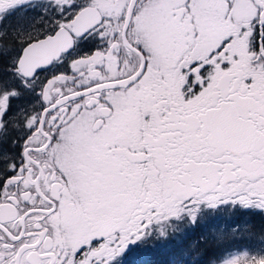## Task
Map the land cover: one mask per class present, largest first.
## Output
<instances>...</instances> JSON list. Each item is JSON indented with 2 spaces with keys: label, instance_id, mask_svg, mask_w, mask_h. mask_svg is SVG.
<instances>
[{
  "label": "snow or ice",
  "instance_id": "snow-or-ice-1",
  "mask_svg": "<svg viewBox=\"0 0 264 264\" xmlns=\"http://www.w3.org/2000/svg\"><path fill=\"white\" fill-rule=\"evenodd\" d=\"M221 207L264 215V0H0V264H198Z\"/></svg>",
  "mask_w": 264,
  "mask_h": 264
},
{
  "label": "rangeland",
  "instance_id": "rangeland-1",
  "mask_svg": "<svg viewBox=\"0 0 264 264\" xmlns=\"http://www.w3.org/2000/svg\"><path fill=\"white\" fill-rule=\"evenodd\" d=\"M236 216V215H235ZM196 228L199 227L198 225L195 226ZM244 224V225H224L220 222H211L209 221V224L203 226V229H199V231H203V239H205L207 242H205V246H201L204 244L203 242L199 244V241L196 242V239L194 235L198 233L197 230L194 228H190V230L187 229V234L184 237V239L187 238V235H191L194 239L190 242V245H184L183 247L186 248L191 255V258H201L202 252H198L200 246L201 247H209L212 250V253L217 257L222 252L225 251H231L233 253H244L248 252L250 254H255L260 249L264 248V242L263 238H260V230L256 226H252ZM219 233H223L222 236H219ZM199 245V248H195L194 245ZM139 254H136L135 257L137 258ZM150 257V254L148 255L145 253H142L141 258H139L138 263L139 264H146L148 259ZM157 258V259H156ZM155 259L158 261V263H163L166 259L165 253L162 250L161 254L157 256ZM141 259V260H140ZM213 260H211L212 262Z\"/></svg>",
  "mask_w": 264,
  "mask_h": 264
},
{
  "label": "flooded vegetation",
  "instance_id": "flooded-vegetation-1",
  "mask_svg": "<svg viewBox=\"0 0 264 264\" xmlns=\"http://www.w3.org/2000/svg\"><path fill=\"white\" fill-rule=\"evenodd\" d=\"M30 16L31 15H35V13L31 12V10H29L28 13ZM13 24H15V19H13L12 21ZM236 215V216H235ZM209 221L211 222H220L224 225H229V226H233V225H250L251 228L252 226H256L257 228H259L260 230V238H263V242H264V215H255L252 213H247L244 212L243 210H234L231 207H221L216 213H214L210 218L207 219V221L205 223L202 224H197L199 227H193L195 230L198 231V233L195 236L196 242L199 241V244H201L202 242L204 244H202L201 246H205V242H207L205 239H203V235H206L203 233V231H199V229H203V226L209 224ZM199 228V229H198ZM190 230V229H188ZM194 239L193 237H191V235H187L186 239H183L184 245L189 246L190 242H192ZM194 239V240H195ZM199 248V245H194L195 248H199V253L202 252V257L201 258H193V260H197L198 259V264H211V260H214V258L216 257L213 253L211 248L209 247H201ZM264 249V248H263ZM162 250L159 251H154L152 253H148V255L150 254V257L147 261L146 264H164L163 263H158V261L156 260L157 256H159L161 254ZM139 254V256L136 258L135 256L131 257V264H139L137 260H139V258H141L142 253H137ZM191 256V255H190ZM156 258V259H155ZM141 260V259H140Z\"/></svg>",
  "mask_w": 264,
  "mask_h": 264
}]
</instances>
